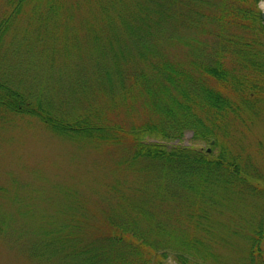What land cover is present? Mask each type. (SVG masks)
<instances>
[{"label":"trees","instance_id":"1","mask_svg":"<svg viewBox=\"0 0 264 264\" xmlns=\"http://www.w3.org/2000/svg\"><path fill=\"white\" fill-rule=\"evenodd\" d=\"M259 1L99 0L104 27L93 28L100 34L90 42L89 57L77 53L71 99L82 105L69 108L67 117L50 113L44 86L22 87V76L14 83L0 59V113L35 116L75 140L125 145L124 162L142 173L140 203L108 214V231L91 241L70 234L62 220L36 228L42 236L62 232L47 243L73 249L72 264H162L167 255L177 264H264V179L243 157L242 146H233L234 153L227 142L235 121L257 119L264 102ZM9 3L18 14L24 0ZM33 6V19L44 18L48 30L58 26L56 0H45L41 11ZM8 29V21H0V52ZM35 41L42 42L36 60L50 67L69 50L62 40L61 48L53 40ZM135 104L143 107V121L111 117ZM185 131L216 145L218 153L154 140L178 139ZM233 188L239 197L261 200L255 217L213 214L221 212V192ZM233 235L246 239L238 262L215 248L226 247Z\"/></svg>","mask_w":264,"mask_h":264},{"label":"rangeland","instance_id":"2","mask_svg":"<svg viewBox=\"0 0 264 264\" xmlns=\"http://www.w3.org/2000/svg\"><path fill=\"white\" fill-rule=\"evenodd\" d=\"M44 2L24 0L17 14L9 0H0V21L6 19L9 24L1 42L0 59L14 83L22 76V87L44 86L43 96L54 108L49 110L50 113L68 116L69 108L82 105L71 99L75 92L71 82L76 81L69 75L76 72L73 68L79 64L77 53L83 50L81 55L89 57L90 42L95 33L100 34L93 32V28L104 27L100 2L56 0L60 16L58 26L50 30L45 28L44 18H32L33 5L38 3L41 11ZM258 6L262 11L264 0H260ZM35 39L53 40L52 45L58 47L57 43L62 40L69 50L64 56H57L54 67L40 64L36 58L42 42ZM75 74L79 76L77 72ZM142 108L135 104L133 110L127 112L121 106L111 117L124 122L143 121L146 114ZM258 115L255 116L257 119L251 120L246 115L245 125L235 121L233 138H228L227 142L234 153L233 146L237 150L242 146L243 157L264 179V102ZM147 139L151 140V136ZM154 140L167 147L208 149L213 155L219 150L216 145L193 138L190 131H185L178 139ZM124 146L97 140H75L51 131L35 116L0 113V264H72L75 258L69 254H73V249L59 242L56 245L47 243L53 237H61L62 232L55 230L42 236L36 230L38 226L48 227L51 222L62 220L70 234L89 242L108 231V214L123 213L129 209V203L139 204L142 173L126 165ZM235 191L233 188V191L221 192V212L213 214L227 216L228 220L230 216L232 219L255 217L260 211L261 200L250 194L239 197ZM245 240L233 235L226 247L218 245L215 248L221 255L238 262L246 248ZM162 264L177 263L167 255Z\"/></svg>","mask_w":264,"mask_h":264},{"label":"water","instance_id":"3","mask_svg":"<svg viewBox=\"0 0 264 264\" xmlns=\"http://www.w3.org/2000/svg\"><path fill=\"white\" fill-rule=\"evenodd\" d=\"M261 17L264 20V10H262V12H261Z\"/></svg>","mask_w":264,"mask_h":264}]
</instances>
